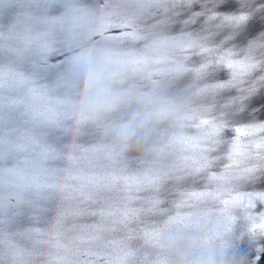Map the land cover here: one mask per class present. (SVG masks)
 Wrapping results in <instances>:
<instances>
[{
  "label": "water",
  "instance_id": "95a60500",
  "mask_svg": "<svg viewBox=\"0 0 264 264\" xmlns=\"http://www.w3.org/2000/svg\"><path fill=\"white\" fill-rule=\"evenodd\" d=\"M0 264H264V0H0Z\"/></svg>",
  "mask_w": 264,
  "mask_h": 264
},
{
  "label": "snow or ice",
  "instance_id": "6c2138e0",
  "mask_svg": "<svg viewBox=\"0 0 264 264\" xmlns=\"http://www.w3.org/2000/svg\"><path fill=\"white\" fill-rule=\"evenodd\" d=\"M244 17L242 16L241 19H243Z\"/></svg>",
  "mask_w": 264,
  "mask_h": 264
}]
</instances>
